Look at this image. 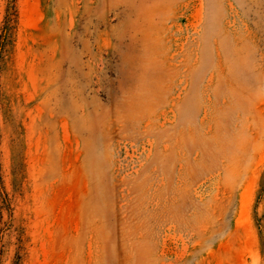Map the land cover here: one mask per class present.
<instances>
[{
  "label": "rangeland",
  "instance_id": "374dc122",
  "mask_svg": "<svg viewBox=\"0 0 264 264\" xmlns=\"http://www.w3.org/2000/svg\"><path fill=\"white\" fill-rule=\"evenodd\" d=\"M0 264H264V0H0Z\"/></svg>",
  "mask_w": 264,
  "mask_h": 264
}]
</instances>
